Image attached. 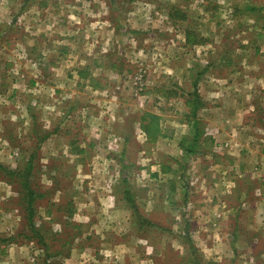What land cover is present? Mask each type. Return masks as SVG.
<instances>
[{"label":"rangeland","instance_id":"obj_1","mask_svg":"<svg viewBox=\"0 0 264 264\" xmlns=\"http://www.w3.org/2000/svg\"><path fill=\"white\" fill-rule=\"evenodd\" d=\"M241 83L255 92L237 136ZM198 89L215 114L189 153ZM31 156L37 237L8 175ZM256 223L264 0H0V264H264L263 239H237H260Z\"/></svg>","mask_w":264,"mask_h":264},{"label":"trees","instance_id":"obj_2","mask_svg":"<svg viewBox=\"0 0 264 264\" xmlns=\"http://www.w3.org/2000/svg\"><path fill=\"white\" fill-rule=\"evenodd\" d=\"M255 8V7H253ZM233 9L237 10L239 9L237 6L233 7ZM258 9V8H255ZM168 17L172 20H180L183 21L185 20L184 18V12L183 10H181L180 6L174 5L171 6V8L169 9L168 12ZM192 36V34L190 32H186V39L187 42L189 41V37ZM194 43V42H193ZM186 101L188 102V105H190L191 107V116L193 119V123H192V127H193V131H194V137H193V145L189 146V148H186L187 151L192 152L193 151V147L194 145L198 142L200 136H199V129H198V122H197V111L199 109V107L202 105L199 97L197 96L196 93H193L190 95L189 98L186 99ZM153 118V117H152ZM154 119V118H153ZM144 133L147 135V137L149 138V141L151 139V134L154 135L155 137L159 135V132H157V134H154V128L152 127L151 123H148L144 126H142ZM153 137V136H152ZM80 153H83L84 150H82L80 148V150H78ZM33 157L31 156L24 165V168L20 171H12V172H8V175L11 176L12 178H15L16 180H18V188L21 194L22 201L24 204V208H25V213H26V224L30 229V232H32L36 237L37 235H39L37 233V229L35 228V224L33 221V217H34V203L38 197V195L35 193L34 189L31 186V182L30 177L33 173ZM124 200L125 202L129 203V205H132V209L135 211V214L137 213V208L135 206H133V202L131 199L130 194L125 190L124 191ZM38 239H40L38 237Z\"/></svg>","mask_w":264,"mask_h":264},{"label":"crops","instance_id":"obj_3","mask_svg":"<svg viewBox=\"0 0 264 264\" xmlns=\"http://www.w3.org/2000/svg\"><path fill=\"white\" fill-rule=\"evenodd\" d=\"M183 21H185V22H187L188 23V20H187V17L185 18V20H183ZM183 21H180V20H175L174 22L172 21V25L174 24H180V23H183ZM186 31V30H185ZM185 34L183 33V36H184ZM185 37H186V35H185ZM182 43V42H181ZM182 45H186V43H182ZM240 65V64H239ZM241 66V65H240ZM244 70V67H243V69H242V71ZM229 75V74H228ZM237 75H240V74H237ZM237 80L238 81H240V77H238L237 76ZM242 78H241V82H242ZM242 84V83H241ZM240 84H239V82H238V86H239ZM241 86H243V87H237V88H235V89H233V90H229L228 91V93H227V95H229L231 92L232 93H234L235 91L237 92L238 91V93H239V96H240V93H246V95H245V97H243V96H240V97H243L244 99L243 100H241L240 101V99H238V103H243L244 104V106H237V107H233V106H228V107H226V109H227V111L228 112H230L229 113V117L228 118H230L232 121H233V123H235V122H238L239 121V125L240 126H238V134H236L237 136H240L241 135V132H240V127H241V130H243V131H245V129L247 128L248 129V127L246 126V125H242V123L244 122V121H247V119L248 118H250V110H249V107H251V103L250 102H248V100L247 99H249L250 97H251V95L249 94V92H255V90L253 89L252 90V87L251 88H249V87H246V86H244V84H242ZM164 93H166V92H164ZM247 93H248V96H247ZM196 94L200 97V102H201V106L199 107V109H198V111H197V122H198V126H199V120H198V116L199 117H206V115H208V113L209 114H211V115H213V114H215V110H212V105H211V100H207L206 99V95L205 94H201V91L198 89L197 91H196ZM207 94V93H206ZM204 96V97H203ZM163 97H164V94H163ZM181 97V96H180ZM232 98V97H231ZM180 99L179 98H177V101H179ZM176 103V102H175ZM254 103V102H253ZM209 109H211L210 111H209ZM248 109V110H247ZM203 113V114H202ZM142 124H143V126L144 125H146L145 124V122L144 121H142ZM236 124V123H235ZM208 126H211L210 124L208 125ZM244 127H246V128H244ZM190 129L191 130H194L193 129V127H192V124L190 125ZM236 130V129H235ZM232 134H233V131L231 132ZM194 134V133H193ZM232 134H229L227 137H228V139L229 140H236V135L234 134V135H232ZM247 135V138L250 140V139H252V137H249V135H248V133L247 132H245L242 136L245 138V136ZM193 137H194V135H192V140H193ZM157 138L159 139V138H163L162 137V135H161V133L157 136ZM157 140V139H156ZM203 140H202V138H201V135H200V138H199V143H201ZM150 142V141H149ZM192 144V142L189 144V145H191ZM260 158V157H259ZM261 159V158H260ZM256 169V168H255ZM254 169V170H255ZM254 222H257V220L255 219V221ZM256 227H263L262 229H263V233L261 234V236H260V239H259V237H256V236H254L252 239L251 238H248L246 235L244 236L245 238H241V237H237V239H240L241 241H243V242H248V243H250L251 241L250 240H255V239H258V240H261V239H263L264 240V224H257L256 223ZM227 234V233H226ZM226 236L227 235H221V241L223 242V245L222 246H224V245H226V243H227V238H226ZM244 239H246L247 241H245ZM223 240H225V241H223ZM229 242V241H228ZM241 247V249H242V246H240ZM230 253V252H229ZM229 253L227 254V255H225L224 254V252L222 253V254H224L225 256V258H230L231 259V261L233 262V264L235 263L233 260L235 259L234 257H235V255L234 254H230L229 255ZM252 253V252H251ZM241 254V253H240ZM253 254L254 255H256L257 256V258L259 259V258H261V257H264V252H256V251H253ZM244 259L245 258H249L250 259V256H249V254H248V251L247 252H245V250L243 249V252H242V255H241ZM241 257V258H242ZM264 262V258L261 260V262ZM232 262H231V264H232Z\"/></svg>","mask_w":264,"mask_h":264}]
</instances>
